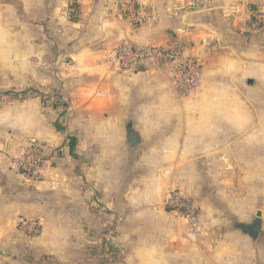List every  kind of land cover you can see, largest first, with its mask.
<instances>
[{
	"label": "crops",
	"instance_id": "1",
	"mask_svg": "<svg viewBox=\"0 0 264 264\" xmlns=\"http://www.w3.org/2000/svg\"><path fill=\"white\" fill-rule=\"evenodd\" d=\"M250 11L264 24V0H0V264H264V62L212 60L244 49ZM178 42L201 73L184 96L113 64L122 44ZM30 145L49 155L37 180L17 171Z\"/></svg>",
	"mask_w": 264,
	"mask_h": 264
},
{
	"label": "built area",
	"instance_id": "2",
	"mask_svg": "<svg viewBox=\"0 0 264 264\" xmlns=\"http://www.w3.org/2000/svg\"><path fill=\"white\" fill-rule=\"evenodd\" d=\"M80 0H70L71 6H77ZM120 11L125 20L133 25L142 23V15L134 3L122 4ZM259 21H255L258 25ZM260 23V22H259ZM185 43H176L172 46L160 47L155 45L135 46L122 45L114 51L113 64L119 70L128 71L141 63L150 66L156 72H167L168 77L176 81L181 96L195 89L201 79L199 63L188 53ZM49 155L45 149L38 145H30L22 151L16 160L17 171L30 180L40 179L43 175L44 165ZM164 206L175 214L185 217L191 227H195L196 208L190 197L178 190H171L166 196ZM19 228L23 232L39 234L40 229L32 221L23 220Z\"/></svg>",
	"mask_w": 264,
	"mask_h": 264
},
{
	"label": "rangeland",
	"instance_id": "3",
	"mask_svg": "<svg viewBox=\"0 0 264 264\" xmlns=\"http://www.w3.org/2000/svg\"><path fill=\"white\" fill-rule=\"evenodd\" d=\"M121 8V6H120ZM120 15L122 16V12L120 11L119 12ZM123 17V16H122ZM124 18V17H123ZM262 17L260 16V14L256 13V12H251L250 11V16H249V20L247 22L244 23V29H242V34L238 36V43L239 45H244L242 47H244V49H242L240 52H238L234 58H229L228 60L226 61H223L221 58H218L215 59V55H213V61H217V62H223L225 64V62H229L231 65V67H235V65L237 63H243V62H248V61H251V60H258V61H261V62H264V24H263V21H262ZM255 21H261V23L258 22V25L257 23H255ZM235 40V39H234ZM179 43V42H178ZM128 43H125V44H122V45H126ZM176 44V43H175ZM121 45V46H122ZM130 45V44H129ZM137 46V45H135ZM156 46V45H155ZM120 47V46H119ZM118 47V48H119ZM162 47V46H161ZM116 48L115 51L118 49ZM237 56V57H236ZM117 67V66H116ZM149 68L151 70H153L150 66ZM117 69L119 70V68L117 67ZM156 72V71H154ZM159 73V72H157ZM161 75H165L166 77H168V73L167 72H161L159 73ZM169 78V77H168ZM171 79V78H170ZM198 87V86H197ZM171 191V190H170ZM169 191V192H170ZM168 192V193H169ZM168 195V194H167ZM166 195V196H167ZM166 199V197H165ZM165 199L163 201V207L165 208V210H167L168 212H171L169 209H167L165 206H164V202H165ZM177 218H179L178 216H175ZM180 219V218H179ZM25 220V219H24ZM23 221V219L21 220ZM180 229L182 231V233H185L184 231V228L186 227L184 224L180 223ZM185 226V227H184ZM194 228H191L190 226L187 225V228H186V231H187V234H189L190 236L189 237H199L197 232H196V229ZM253 233L257 232L256 229H253L252 231ZM254 233V235H255ZM186 235V233H185ZM172 249H173V246H171ZM171 249V248H170ZM171 251V250H170ZM157 254V253H156ZM146 255V254H145ZM158 255H155V257H157ZM162 256L164 258H167L169 263H171V252L170 253H167V254H162ZM150 257V256H149ZM130 258V257H129ZM130 264V263H129ZM131 264H134L133 262H131ZM147 264V263H146Z\"/></svg>",
	"mask_w": 264,
	"mask_h": 264
},
{
	"label": "water",
	"instance_id": "4",
	"mask_svg": "<svg viewBox=\"0 0 264 264\" xmlns=\"http://www.w3.org/2000/svg\"><path fill=\"white\" fill-rule=\"evenodd\" d=\"M253 229H258V226L256 225V226H253L252 228H251V232L253 231ZM250 234V233H249Z\"/></svg>",
	"mask_w": 264,
	"mask_h": 264
},
{
	"label": "trees",
	"instance_id": "5",
	"mask_svg": "<svg viewBox=\"0 0 264 264\" xmlns=\"http://www.w3.org/2000/svg\"><path fill=\"white\" fill-rule=\"evenodd\" d=\"M260 23L262 24V22L260 21Z\"/></svg>",
	"mask_w": 264,
	"mask_h": 264
},
{
	"label": "flooded vegetation",
	"instance_id": "6",
	"mask_svg": "<svg viewBox=\"0 0 264 264\" xmlns=\"http://www.w3.org/2000/svg\"><path fill=\"white\" fill-rule=\"evenodd\" d=\"M252 228V227H251ZM251 231V230H250Z\"/></svg>",
	"mask_w": 264,
	"mask_h": 264
}]
</instances>
